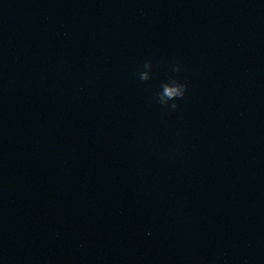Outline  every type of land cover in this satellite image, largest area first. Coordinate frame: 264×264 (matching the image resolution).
<instances>
[{"label": "water", "instance_id": "obj_1", "mask_svg": "<svg viewBox=\"0 0 264 264\" xmlns=\"http://www.w3.org/2000/svg\"><path fill=\"white\" fill-rule=\"evenodd\" d=\"M0 264H264V0H0Z\"/></svg>", "mask_w": 264, "mask_h": 264}, {"label": "clouds", "instance_id": "obj_2", "mask_svg": "<svg viewBox=\"0 0 264 264\" xmlns=\"http://www.w3.org/2000/svg\"><path fill=\"white\" fill-rule=\"evenodd\" d=\"M145 71L140 73V80L147 81L150 77V70L152 68L151 61H146L144 64ZM180 65L177 64L173 71L179 72ZM188 85L184 82H181L175 78L170 79L167 82H164L160 85V91L156 93L157 101L160 105L169 108L170 110L175 111L178 109V101L182 100L187 92Z\"/></svg>", "mask_w": 264, "mask_h": 264}]
</instances>
